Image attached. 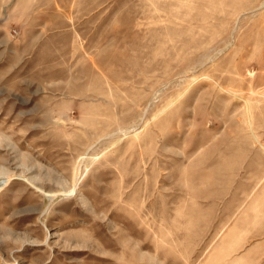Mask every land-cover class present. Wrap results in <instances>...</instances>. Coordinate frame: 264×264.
<instances>
[{
  "label": "rangeland",
  "instance_id": "374dc122",
  "mask_svg": "<svg viewBox=\"0 0 264 264\" xmlns=\"http://www.w3.org/2000/svg\"><path fill=\"white\" fill-rule=\"evenodd\" d=\"M0 264H264V0H0Z\"/></svg>",
  "mask_w": 264,
  "mask_h": 264
}]
</instances>
